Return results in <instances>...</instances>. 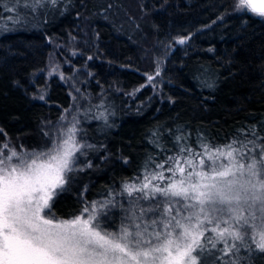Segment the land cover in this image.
Returning a JSON list of instances; mask_svg holds the SVG:
<instances>
[{"label":"trees","instance_id":"obj_1","mask_svg":"<svg viewBox=\"0 0 264 264\" xmlns=\"http://www.w3.org/2000/svg\"><path fill=\"white\" fill-rule=\"evenodd\" d=\"M237 3L0 0V141L34 134L48 117L86 132L55 217L76 216L83 195L115 205L140 197L125 186L167 169L181 147L264 145V19ZM54 59L61 76L50 74ZM216 246L199 264H264L252 240L229 255Z\"/></svg>","mask_w":264,"mask_h":264},{"label":"snow or ice","instance_id":"obj_2","mask_svg":"<svg viewBox=\"0 0 264 264\" xmlns=\"http://www.w3.org/2000/svg\"><path fill=\"white\" fill-rule=\"evenodd\" d=\"M236 10L264 17V0H238ZM76 131L61 130L46 150L0 145V264H199L206 244L223 243L229 255L246 246V237L264 251V145L181 147L167 169L157 164L162 171L145 176L139 188L125 186L129 196L142 195L112 232L98 219L106 203L93 202L72 219L51 214L49 202L79 151ZM257 147L258 154H248ZM140 199L152 203L144 207Z\"/></svg>","mask_w":264,"mask_h":264},{"label":"rangeland","instance_id":"obj_3","mask_svg":"<svg viewBox=\"0 0 264 264\" xmlns=\"http://www.w3.org/2000/svg\"><path fill=\"white\" fill-rule=\"evenodd\" d=\"M261 18L264 19V17H261ZM56 59H59V58H56ZM56 59H54V63H53L54 66L50 70V74L51 75L59 74V76H61L62 75L61 73L63 71L61 70V67H60V61H58ZM39 97L44 98L43 88L40 90ZM64 120H65V117H60V116H58L57 118L48 117L47 119L42 120V122L40 123V126L37 127L36 132L34 134L23 135V136L17 137V138L5 137L3 141H0V145L7 143L9 148H15L17 151H21L22 149L26 150V151L46 150L52 146L53 141H55L57 139V137L60 135V131H61L60 127L63 128L65 133L67 132V129L70 128V125L65 123ZM83 136L84 137L86 136V132H84L82 134L81 133L75 134V140L77 141V147L79 149L81 148V145L84 142V141H82ZM5 151H7V150H5ZM77 152L75 153V160H74V163L72 164L73 170L77 169V167H78V164L76 163L77 162L76 161L77 160L76 159ZM84 157H87V155L84 154ZM68 174H69V172L66 173V176ZM140 183H141L140 180L136 179L135 181H133L132 184H129V185H135L136 187H138ZM58 190H60V188L55 190L56 194L58 193ZM125 190H126V187H125ZM56 194L53 196L52 200L49 202L50 205H52V202L54 201ZM136 198H137V196H135L134 199L132 197H128L125 201V202H128L126 204H123L122 202H120L121 200L118 202V205L110 204L109 202H106V207H104L105 208L104 214H103L102 210L98 208V214H99V212H102V215L105 217L104 220L106 221L104 224L100 223V227L103 229H106L108 231H112V232L117 231L118 229H116L115 226L119 225L122 222V221L120 222V219L125 218L129 214V210L132 207L131 202L135 201ZM82 199H83V206L76 216L80 215L82 210L86 206L91 205L93 202H97L98 205L101 204V201L88 200L87 198L84 197V195H83ZM139 205H140V203H139ZM45 211L47 212L48 210H45ZM51 214L53 215L52 212H51ZM85 215H87V214H85ZM74 217L75 216L69 217V218H57V217L56 218L58 220H65V219H72ZM206 235H213V234L208 233ZM256 239L258 240L259 237L257 236ZM250 240L251 239L249 237H246V241H247L246 246L248 245ZM229 243H231V241H229ZM206 245H209L210 247H212L211 244H206ZM216 245H217V243H216ZM222 245H223V243H222Z\"/></svg>","mask_w":264,"mask_h":264}]
</instances>
